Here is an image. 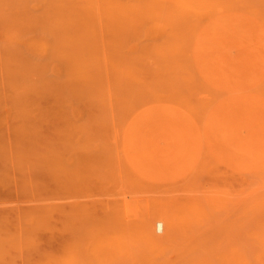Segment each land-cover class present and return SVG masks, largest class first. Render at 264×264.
<instances>
[{
  "label": "rangeland",
  "instance_id": "obj_1",
  "mask_svg": "<svg viewBox=\"0 0 264 264\" xmlns=\"http://www.w3.org/2000/svg\"><path fill=\"white\" fill-rule=\"evenodd\" d=\"M179 1L0 0V264H264V0Z\"/></svg>",
  "mask_w": 264,
  "mask_h": 264
},
{
  "label": "bare ground",
  "instance_id": "obj_2",
  "mask_svg": "<svg viewBox=\"0 0 264 264\" xmlns=\"http://www.w3.org/2000/svg\"><path fill=\"white\" fill-rule=\"evenodd\" d=\"M175 1V3H176V0H174ZM179 1V0H178ZM182 2V1H181ZM187 2H188V0H187ZM178 3V2H177ZM179 5H181V3H180V1H179V3H178ZM187 7H184V9H186ZM188 9V8H187ZM183 10V9H182ZM151 226H152V231H156V232H160V231H166L164 228H166L167 229V227H168V223H167V220H166V218L165 217H156V218H154V219H152L151 220ZM151 228V227H150ZM154 228V229H153ZM168 230V229H167ZM148 231V230H147ZM147 231H146V233H147ZM148 233H149V231H148ZM152 234H154V233H152ZM150 237H151V235H150ZM152 237H153V235H152Z\"/></svg>",
  "mask_w": 264,
  "mask_h": 264
}]
</instances>
